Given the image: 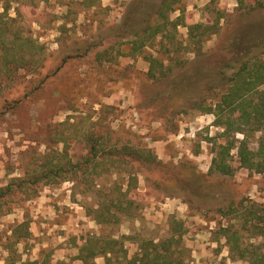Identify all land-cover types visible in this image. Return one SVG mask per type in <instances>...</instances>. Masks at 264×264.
I'll return each instance as SVG.
<instances>
[{
  "label": "rangeland",
  "instance_id": "1",
  "mask_svg": "<svg viewBox=\"0 0 264 264\" xmlns=\"http://www.w3.org/2000/svg\"><path fill=\"white\" fill-rule=\"evenodd\" d=\"M131 1L35 0V5L13 3L10 9L17 16L15 8H22L20 23L41 46L45 60L38 72L26 69L14 78H0V264H82L78 246L91 234L125 235L122 240L133 254L141 238L169 236L172 216L184 223L183 244L194 264H248L230 257L220 232L229 218L218 205L220 197L227 205L248 199L264 205V173H250L240 166L235 150L233 176L208 175L213 147L223 138L222 128L214 124L215 115L206 109L219 99L222 87L200 85L203 90L198 94L183 97L169 90L177 79H193L197 84L206 80L215 71L214 61L231 55L221 42L241 12L255 6L251 0L242 5L238 0H180L170 13L172 19L185 9L189 23L220 20L218 33H207L198 48L187 26L180 24L175 31L177 45H169L171 53L161 49L158 38L133 56L128 39L112 35ZM263 26L253 17L240 30L260 31ZM146 54L179 59L182 64L171 73L177 79L169 83L148 77ZM88 134L117 146H147L161 160L159 165L141 168L137 189L130 194L137 209L129 216L120 213L118 223H98L94 211L103 200L101 190L107 193L116 182L127 187L126 174L113 175L106 165L87 179L44 177V157L49 153L61 154L64 161L84 162L91 143ZM257 141L258 135L250 138L254 147ZM192 172L207 177L223 195L217 194L207 207H198L190 190L171 192L177 180L184 182ZM35 178L39 181L29 182ZM24 219L30 221L31 235L16 242L12 229ZM11 242L15 254L6 247ZM96 264H105V259L97 257Z\"/></svg>",
  "mask_w": 264,
  "mask_h": 264
},
{
  "label": "trees",
  "instance_id": "2",
  "mask_svg": "<svg viewBox=\"0 0 264 264\" xmlns=\"http://www.w3.org/2000/svg\"><path fill=\"white\" fill-rule=\"evenodd\" d=\"M238 1L241 5L244 4V0ZM179 2L180 0H132L124 18L113 27L112 35L126 37L128 43H131L130 54L133 56L141 53L158 38L161 49L165 53H171L172 48L169 45L175 48V31L183 24L187 26L193 44L200 48L206 41L207 33H218L220 20L210 24L189 23L185 18V9L182 10V15L172 19L170 13ZM13 3L21 6L35 5V0H0V78L7 79L16 77L20 70L38 72L45 60L41 46L20 23L24 16L22 8H15L17 16H12L10 9ZM250 5L255 7L241 12L234 27L221 42L223 46L231 49V55L214 61L215 71L206 80L201 79L199 84L193 79L178 80L171 75L173 68L182 64L178 63L179 59L170 58L167 61L153 54L144 56L149 64L147 76L152 79L161 77L169 83L177 79L169 91L181 97L198 94L203 90L200 85L208 89L222 87L219 99L206 109L215 115L214 124L222 128L219 135L223 138L221 143L213 147L214 156L208 175L233 176L235 168L232 160L235 150L240 166L250 173H264V28L247 33L240 30L242 24L253 17L258 18L264 25V2L251 0ZM106 53L108 49L100 52L99 56ZM197 85L199 86L194 91L193 87ZM238 134L243 137H237ZM257 135L258 143L254 147L250 138ZM87 140L91 143L84 162H73L71 159L64 161V156L57 152L47 154L43 162L44 177L52 181H57L62 176L74 180H79L80 176L87 179L94 170L106 165L113 175L126 174L127 187H124V182H116L107 193L101 190L103 200L94 211V218L98 223H118L121 214L129 216L137 209L136 201L130 194L137 189L141 168L159 165L161 160L147 146H136L132 143L117 146L104 137L92 134L87 135ZM38 167L33 170V174L38 173L41 168ZM196 175L198 174L192 172L184 182L177 180L171 192L190 190L193 202L198 207H207L214 202L217 194L221 193L222 196L223 191L207 177L202 175L198 178ZM38 181L35 178L29 182L35 184ZM220 200L218 210L229 218L228 224L220 227V232L226 239L230 257L245 260L248 264H264V205L251 199L247 202L230 201L228 205L223 197ZM169 232V236L158 240L141 238L133 254L122 240L126 238L125 235L121 238H102L91 234L78 246L77 259L82 264H96V259L100 256L105 259V264H112L114 260L116 264H194L183 244L184 223L172 216ZM30 235V221L24 219L13 227L11 236L19 242ZM253 238H262L263 241H252ZM6 247L11 254L16 253L13 242Z\"/></svg>",
  "mask_w": 264,
  "mask_h": 264
}]
</instances>
